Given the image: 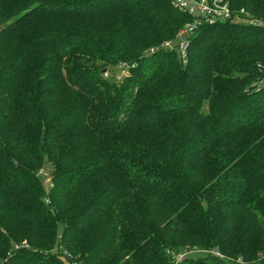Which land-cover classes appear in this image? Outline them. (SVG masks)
<instances>
[{"label":"trees","instance_id":"trees-1","mask_svg":"<svg viewBox=\"0 0 264 264\" xmlns=\"http://www.w3.org/2000/svg\"><path fill=\"white\" fill-rule=\"evenodd\" d=\"M227 1L0 0V264H264V0Z\"/></svg>","mask_w":264,"mask_h":264},{"label":"built area","instance_id":"built-area-1","mask_svg":"<svg viewBox=\"0 0 264 264\" xmlns=\"http://www.w3.org/2000/svg\"><path fill=\"white\" fill-rule=\"evenodd\" d=\"M173 8L177 9L182 13L189 15L201 16L206 22L213 23L216 20H222L230 18V10L228 7L227 0H170ZM242 12V11H241ZM255 24H261L257 21ZM190 27H185L180 33L184 36L191 30ZM165 46H169V43H165ZM187 47V41L179 43V51L182 58L185 59V50ZM183 59V60H184ZM122 67V66H121ZM126 70L121 68V74L115 75L116 79L119 80L122 76H125ZM104 77H109L107 71L103 74ZM183 260V255H180L176 259V263H180Z\"/></svg>","mask_w":264,"mask_h":264},{"label":"rangeland","instance_id":"rangeland-1","mask_svg":"<svg viewBox=\"0 0 264 264\" xmlns=\"http://www.w3.org/2000/svg\"><path fill=\"white\" fill-rule=\"evenodd\" d=\"M228 2V1H227ZM259 20H262V21H264V19H259ZM122 65H120V66H118V68L116 69V70H113L114 71V79H116V77H115V75H120L121 74V67ZM105 72H106V70H105ZM105 72H103V74L105 73ZM125 73V72H124ZM127 75V73H125V76ZM117 80V79H116ZM49 166L50 165H47L46 166V169L44 170V171H42L41 173H40V175L42 176V179L44 180L43 182H44V185H45V188L48 190L49 188H50V186H51V182H50V175H49V172H50V168H49ZM49 169V170H48Z\"/></svg>","mask_w":264,"mask_h":264},{"label":"water","instance_id":"water-1","mask_svg":"<svg viewBox=\"0 0 264 264\" xmlns=\"http://www.w3.org/2000/svg\"><path fill=\"white\" fill-rule=\"evenodd\" d=\"M105 72V70H102V73Z\"/></svg>","mask_w":264,"mask_h":264}]
</instances>
